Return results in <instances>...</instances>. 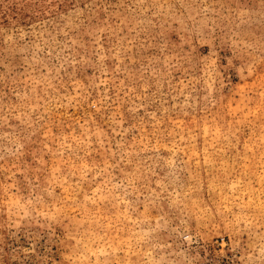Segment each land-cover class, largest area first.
Here are the masks:
<instances>
[{"label":"rangeland","instance_id":"374dc122","mask_svg":"<svg viewBox=\"0 0 264 264\" xmlns=\"http://www.w3.org/2000/svg\"><path fill=\"white\" fill-rule=\"evenodd\" d=\"M0 264H264V0H0Z\"/></svg>","mask_w":264,"mask_h":264}]
</instances>
